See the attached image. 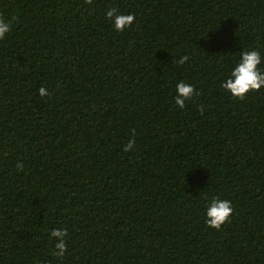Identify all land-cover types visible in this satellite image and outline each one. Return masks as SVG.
<instances>
[{
    "label": "trees",
    "instance_id": "trees-1",
    "mask_svg": "<svg viewBox=\"0 0 264 264\" xmlns=\"http://www.w3.org/2000/svg\"><path fill=\"white\" fill-rule=\"evenodd\" d=\"M0 18V264H264V87H220L241 51L264 70V0H0Z\"/></svg>",
    "mask_w": 264,
    "mask_h": 264
},
{
    "label": "clouds",
    "instance_id": "clouds-1",
    "mask_svg": "<svg viewBox=\"0 0 264 264\" xmlns=\"http://www.w3.org/2000/svg\"><path fill=\"white\" fill-rule=\"evenodd\" d=\"M106 18L111 22L112 28L117 32H123L131 26L134 21V14L118 13L116 8H111L105 13ZM9 23L0 18V40L9 32ZM188 57L181 56L179 63L183 64ZM261 64V53L255 49L241 51L237 62L231 66L229 73L220 83V87L235 98H243L245 94L252 90H259L264 87V70L258 66ZM45 89H40V94H45ZM175 104L183 108L185 100L192 97L194 88L183 81L175 85ZM133 140H129L125 150H131ZM233 208L231 202L219 197H212L204 210L205 222L210 227L220 229L232 214ZM50 237L56 238L54 255L63 256L66 244V232L63 229H53Z\"/></svg>",
    "mask_w": 264,
    "mask_h": 264
}]
</instances>
